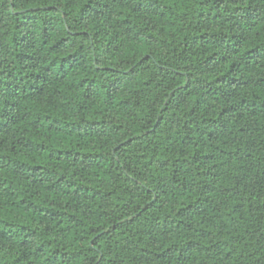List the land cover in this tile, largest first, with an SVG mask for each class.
Instances as JSON below:
<instances>
[{"label":"trees","instance_id":"16d2710c","mask_svg":"<svg viewBox=\"0 0 264 264\" xmlns=\"http://www.w3.org/2000/svg\"><path fill=\"white\" fill-rule=\"evenodd\" d=\"M0 264H264V0H0Z\"/></svg>","mask_w":264,"mask_h":264}]
</instances>
